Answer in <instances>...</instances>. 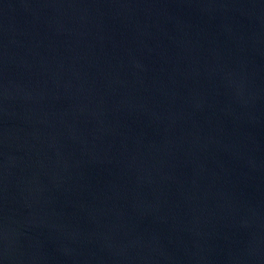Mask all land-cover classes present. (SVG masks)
<instances>
[{
  "label": "water",
  "instance_id": "water-1",
  "mask_svg": "<svg viewBox=\"0 0 264 264\" xmlns=\"http://www.w3.org/2000/svg\"><path fill=\"white\" fill-rule=\"evenodd\" d=\"M0 264H264V0H0Z\"/></svg>",
  "mask_w": 264,
  "mask_h": 264
}]
</instances>
